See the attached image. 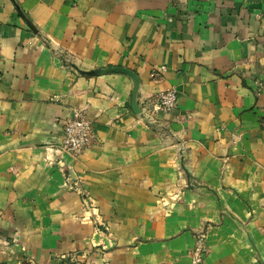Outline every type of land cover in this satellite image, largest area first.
Wrapping results in <instances>:
<instances>
[{
	"label": "crops",
	"instance_id": "crops-1",
	"mask_svg": "<svg viewBox=\"0 0 264 264\" xmlns=\"http://www.w3.org/2000/svg\"><path fill=\"white\" fill-rule=\"evenodd\" d=\"M69 63L136 73L145 119ZM200 234L202 264H264V0H0V264H194Z\"/></svg>",
	"mask_w": 264,
	"mask_h": 264
},
{
	"label": "built area",
	"instance_id": "built-area-1",
	"mask_svg": "<svg viewBox=\"0 0 264 264\" xmlns=\"http://www.w3.org/2000/svg\"><path fill=\"white\" fill-rule=\"evenodd\" d=\"M161 72H166V68L162 67ZM156 70L153 71L155 76ZM177 102V91L175 89L168 90L159 94L151 105V114L168 113L174 109ZM150 114V115H149ZM94 139L92 121L82 110H73L69 117L65 119L63 126V141L61 144V152L67 154L72 159L77 160L83 155L84 151L91 145ZM72 189L77 192L83 199L86 207H90L92 199L90 194L85 191L81 183L76 181L72 183ZM204 235L200 234L198 237V245L192 252V259L194 264H202L207 249L202 245Z\"/></svg>",
	"mask_w": 264,
	"mask_h": 264
},
{
	"label": "water",
	"instance_id": "water-1",
	"mask_svg": "<svg viewBox=\"0 0 264 264\" xmlns=\"http://www.w3.org/2000/svg\"><path fill=\"white\" fill-rule=\"evenodd\" d=\"M21 15L26 20L25 16L22 13H21ZM27 23H28L29 27L34 32H36L35 29L32 27V25L28 21H27ZM68 66L71 67L72 69H74L79 75L84 76V77H100V76H104V75L112 74V73H119V74H124V75L128 76L134 84V89L132 92L131 108L135 114H137V115H139L145 119L143 111L140 109L138 102H137V94H138V90L140 87V79L136 73H134L133 71H131L129 69H125V68L93 69V70L86 71V70H82V69L78 68L73 63H69Z\"/></svg>",
	"mask_w": 264,
	"mask_h": 264
}]
</instances>
